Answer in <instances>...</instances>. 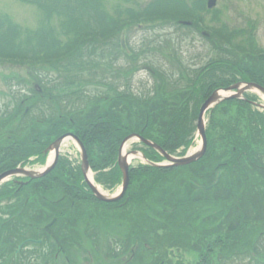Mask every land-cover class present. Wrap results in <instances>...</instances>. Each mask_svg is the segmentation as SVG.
Masks as SVG:
<instances>
[{
    "label": "trees",
    "instance_id": "16d2710c",
    "mask_svg": "<svg viewBox=\"0 0 264 264\" xmlns=\"http://www.w3.org/2000/svg\"><path fill=\"white\" fill-rule=\"evenodd\" d=\"M19 1L38 8L42 19L37 28L19 32L6 28L8 26L0 19V61L25 66L28 80L24 82L20 78L11 77L16 85L24 82L27 94L16 96L12 113L0 117V172L27 165L34 160L43 163L46 155L43 150L61 134L72 132L83 143L91 166L96 170L108 168L95 180L105 188L113 189L121 178L116 165L118 145L128 134L136 132L170 154L185 153L192 143L199 105L212 91L204 87L202 81L212 83L215 87L237 81L256 82L264 86V52L253 46L252 41L243 43L240 40L232 48L236 54L225 48L221 57L209 60L205 66L197 68L188 80L198 89L190 88L188 93H183L186 95L182 99L178 91L176 96L169 98L162 89H154V99L138 98L137 102L133 95H120L121 92L109 88L110 92H114L111 96L113 101L109 104L106 94L85 95L78 86L81 83L78 74L85 68L86 62L80 57L82 50L91 49L92 53L102 48L100 43L117 36L127 22L145 20L154 17V14L162 16L161 12L154 13L162 9V4L154 7V0H151L137 7L134 4L133 7L125 4L128 0H118L108 7L103 0ZM164 5L167 10L171 8L175 12L171 14L173 17L190 15L188 17L195 20L193 11L184 4V0H166ZM211 33L214 37L219 33L228 45H231L230 37L237 36L226 31L217 32L216 29ZM78 55L80 59H74ZM72 66L74 68H70ZM191 92L197 98L193 95V105L187 107L185 104L189 102ZM187 95L188 98L184 99ZM245 98L223 101L210 110L206 127V152L197 161L182 167H155L149 164L137 167L136 170L141 171L139 180L154 177L145 189L142 187V199H146L153 188H158L161 180L171 172L186 171L187 175L181 184L188 187L187 200L198 203L202 197L195 193L197 188L188 180L203 185L213 184L215 180L212 177L219 171V181L210 189L202 191L210 192V198L214 200H226L231 197L235 182L238 195L234 215L238 213L239 219L245 222L263 223L264 112L251 104L250 101L257 99L255 95H246ZM123 107L133 111L124 113ZM12 123L18 125L16 131L9 127ZM4 130L12 132L7 134ZM141 147L147 159L154 162L162 160L156 150L143 144ZM74 169L78 172L80 170L67 157L60 156L47 175L26 179L28 182L22 185L38 188L37 192L31 193L32 199L37 201L44 197L49 202L60 190L70 196L68 202L83 200V193L76 192L71 186L72 183H75L76 188L84 185L80 174L72 176ZM230 176L235 177L233 183ZM167 183H172V180ZM23 189L12 179L5 181L0 186V200L10 199L19 191L20 197L15 200L21 206L26 196ZM55 189L58 192L53 194ZM86 200L95 201L90 195ZM21 208L15 218L22 220L24 211ZM224 221L227 223L225 235L239 227L238 220L231 219L229 212ZM25 232L22 223L15 224V228L9 231L0 225V249L5 250L6 246H11L12 252L15 244L28 235ZM257 245H260L258 240L253 243L254 252L258 250Z\"/></svg>",
    "mask_w": 264,
    "mask_h": 264
},
{
    "label": "rangeland",
    "instance_id": "374dc122",
    "mask_svg": "<svg viewBox=\"0 0 264 264\" xmlns=\"http://www.w3.org/2000/svg\"><path fill=\"white\" fill-rule=\"evenodd\" d=\"M103 1L109 7L118 0ZM150 1L128 0L125 4L137 7ZM165 1L154 0V7L159 3L162 4L160 5L162 9L154 13L161 12L162 16L154 14V17L145 20L127 22L117 36L100 43L99 46L102 48L92 53H90L91 49L82 50L80 57L86 62L85 68L78 74L81 82L78 86L80 85L85 95L97 93L102 96L111 95L115 91L121 92L125 89L138 94L162 89L169 98L176 96L178 91V96L182 99L186 95L183 93H188L190 88L198 89L188 78L197 68L205 66L209 60L221 57L223 51H226L225 48L230 49V53H235L232 48L240 40L243 43L252 41L253 46L264 52V0H216L215 6L210 9L205 6L206 0H184V4L193 11V17L198 18L204 28H211L212 31L219 29L220 32L233 31L237 36L230 37L231 45L216 40L217 37L212 34H204L195 21L190 20L191 18L188 17L190 15L182 17L179 13L182 18L173 17L175 12L171 8L167 10ZM0 19L8 26L6 28L19 32L37 28L42 14L35 6L19 0H0ZM249 20L254 21L253 26H248ZM53 21L52 24H55ZM54 28L57 29L56 24ZM240 28L244 32L238 35L235 31ZM80 57L78 55L74 59L79 60ZM26 72L25 66L11 61H0V117L12 113L16 96L27 94V88L23 86L24 82L28 81ZM217 74L222 77L221 74ZM11 77L20 78L24 82L16 85ZM9 80L12 82L8 85L6 82ZM202 85L206 87L207 83L202 81ZM109 88L114 92H110ZM193 95L197 98L195 93L191 92L189 102L185 106L193 105L191 99ZM256 101L264 105V96L259 95ZM207 117L208 112L204 114L205 125H207ZM11 122L15 123L13 120ZM13 123L9 127L16 131L18 125ZM195 123L196 121L194 125ZM3 132L9 134L12 130ZM199 144L200 137L194 129L192 143L187 147L184 155L194 152ZM139 145L137 140H130L125 145V153L137 150ZM60 149V156L65 155L72 160L80 159L79 148L73 140L63 142ZM171 156L179 157L176 154ZM137 164H143V161L141 159L130 161V165ZM42 168L41 165H35L29 170L38 173ZM185 174L187 175L186 171H178L177 176L173 174L165 176L158 188H153L149 196L142 199L138 207L133 210L137 212V218L141 219L139 220L141 230L137 231L142 236L138 243L143 252L134 253L136 256L131 257L130 253L114 254L104 251L94 253L93 257H90L89 253L73 251L65 254L61 259H54L55 253H27L25 259L21 253L17 263H14L13 253H0V264H264V222H245L239 219L238 213L234 215V211H237L235 201L238 195L235 177L230 176L231 182H234L232 186L234 194L232 193L230 198L214 200L210 198V192L197 188L194 191L202 197V201L191 203L187 200L188 187L181 184ZM168 180H172V183L168 184ZM150 182L151 178L146 177L139 189L142 190V187L145 189ZM97 186L106 195L118 191L109 193ZM55 192L58 191L55 189L53 194ZM228 212L231 213V219L238 220L239 227L225 235L227 223L224 219ZM83 213L84 210L79 208L77 214L81 216ZM91 213L90 208L88 214ZM132 222L134 223L135 220ZM127 228L128 225L122 222L113 233H124ZM129 229L135 228L131 226ZM78 236L82 240L81 234ZM256 240L260 245H257L258 250L254 252L253 243ZM81 242L83 251L90 249L89 240V243Z\"/></svg>",
    "mask_w": 264,
    "mask_h": 264
},
{
    "label": "flooded vegetation",
    "instance_id": "af4514ba",
    "mask_svg": "<svg viewBox=\"0 0 264 264\" xmlns=\"http://www.w3.org/2000/svg\"><path fill=\"white\" fill-rule=\"evenodd\" d=\"M247 24L248 26H253L254 21L249 20L247 21ZM206 88L214 90L215 88L219 87H215L212 83H209L206 85ZM121 94L133 95L136 101L138 100V98L143 100H146L148 98L154 99V92L134 94L133 92L125 89L124 91H121L120 95ZM246 95L251 94L245 93L244 96ZM111 96L113 95L107 94V96L105 97L106 101L109 104L113 101V98ZM188 96L189 95H187L184 99H186ZM184 101L185 100H183L182 102L184 103ZM122 109V112L124 113L133 111L128 110L126 107H123ZM66 133L75 135L72 132H65L63 134ZM128 136H131V138L134 137V139L138 141L140 145L137 150H139L144 155L141 147V144H143L142 141L135 138L137 136L140 138L143 137L136 132L130 133L128 134ZM124 138L122 139V141L124 140ZM120 144L121 141L118 145L117 154ZM81 145L86 155L87 170L89 169V171L92 173L93 178L97 177L101 172L108 171L107 167H104L102 169L97 168V170L94 169L90 164L89 156L87 155L82 142ZM45 149L43 150L46 154L43 163L34 160L33 162L27 164V166H43L46 163L48 157ZM137 150H131L129 151V153H127L128 156L130 155L131 160L137 159V155H135L136 152H138ZM35 158L36 157H32V159ZM59 158L60 156H58L56 163ZM56 163L54 164L53 168L55 167ZM73 165L78 166L80 170L78 172L77 169H74V173L72 174V176L80 174L81 180L84 185H82L80 188H76L75 183H72L71 186L72 189L76 190V192L80 191L83 193V200H71V202H68L70 196L64 193L63 190H60L49 202H47L44 197H41V200L37 201L36 199H32L31 193L37 192L38 188L23 185L21 186L24 188L23 190L26 196L23 197L24 201L21 206H19L20 203L15 200L20 197L21 193H19V191L15 193L17 196H13L15 195L13 194L10 199L0 200V210H2L0 211V216L2 218V220H0V225H2L3 228H6V230L9 231L15 228V224L22 223L23 231H26L25 233L28 234L24 239L15 244V249L12 252L11 249L0 250V253H13L12 257H14V263H17L18 259L21 256V253H23L22 255H24L25 259H27V257L25 256L27 253H55L54 259H61L65 254L67 255V253H71L73 251H77L78 253H89L90 257H93L94 253H102L104 251L105 253L114 254L130 253L129 255L131 257L136 256L134 253L143 252L138 243V240L140 241L142 239V236L141 233L137 231L138 229H140L139 227L141 226V223L139 222V220L141 219L137 218V212L133 211L142 202L141 190L139 189L142 184V179H138L140 177L139 175H141V171L136 170V168L141 164L130 165V168L128 170L129 180L127 188L125 189L123 196L115 202H101L92 195L91 189L85 181L84 172L82 170L81 157L80 159H75L73 161ZM207 173L210 174L211 172ZM171 174H178V172L173 171L171 172ZM217 175H221L219 171L215 172L214 177H212L213 180L216 181ZM26 179L29 178H12L14 182L21 181L25 182L24 184L28 182V180ZM152 179H154V177L151 178V181ZM188 181L192 183L195 188L206 190L212 187L210 186L212 183L203 185L197 184L192 180ZM98 184L102 189L105 188L99 182ZM207 186L209 188H206ZM104 190L110 192L109 189ZM88 195L93 196L95 201L86 200V197L88 198ZM87 202H89V204H86ZM20 208L24 211L22 220L20 218H15L17 215H19L18 213L20 211ZM79 208H81L82 211L84 210V213L81 216L77 214ZM90 208L92 209L91 215L88 214ZM47 215L49 216V218L44 219V217ZM122 216H125L124 219ZM134 220L135 222L133 223L132 221ZM122 222H125L128 225V231H126L127 229H125L124 233H113V230L116 231L119 226H121ZM81 225L83 227H81ZM131 226H133L135 229H129ZM107 231H109V233H107ZM78 234H81L82 240H80ZM98 237L100 240L97 239ZM106 237L107 239L105 240ZM88 240L90 242V249L83 251V249L81 248L83 246L81 241H85L86 243L88 242ZM22 242H24L23 245L18 249L19 244Z\"/></svg>",
    "mask_w": 264,
    "mask_h": 264
},
{
    "label": "water",
    "instance_id": "95a60500",
    "mask_svg": "<svg viewBox=\"0 0 264 264\" xmlns=\"http://www.w3.org/2000/svg\"><path fill=\"white\" fill-rule=\"evenodd\" d=\"M215 2H216V0H207V7L208 8L213 7L215 5ZM245 91L259 92L264 96V88L255 84V83H237V84H234L230 87L221 88V89H217V90L213 91L204 100V102L202 103V105L199 108V113H198V117H197V126H196L197 132L201 138V144H200L199 148L193 153H188L185 156L180 157V158L172 157V156L168 155L166 152H164L158 145L151 143L147 140L141 139L140 137L137 136V138H139L144 144H146V145L152 147L153 149L157 150L161 155H163V157L166 160V162H164V163H159V164L152 163V164L154 166H183V165L189 164L191 162H194L195 160L200 158L204 154L205 149H206L205 123H204L205 112L223 100L231 99V98H240L241 94ZM258 106L260 108L264 109L263 104H258ZM69 138L74 139L81 149L82 170L84 172L85 180H86L88 186L91 188L94 196L98 200L105 201V202H111V201H115V200L119 199L120 196L123 194L124 190L126 189L127 183H128V162L126 161L125 155L122 154V149H123V146H124V143L126 142V140L131 138V136L126 137L119 147L117 164H118V167L122 173V186H121L120 192L115 194V195L107 196V195L101 193L95 187V185L90 181V179H88V177H87V161H86V155H85L84 149L81 145V142L74 135H72L70 133H67V134H64V135L58 137L48 147L49 151L53 152V156H52L51 161L41 171H39L38 173H34V172L29 171V170L24 169V168H14L11 170H7V171L0 173V184L4 180H7L8 178H10L11 176L23 175V176H27L30 178H37V177L45 175L47 172H49L53 168V166L57 160V157H58L59 147L61 146L62 142L69 139Z\"/></svg>",
    "mask_w": 264,
    "mask_h": 264
}]
</instances>
